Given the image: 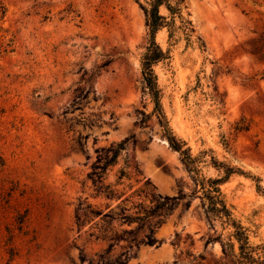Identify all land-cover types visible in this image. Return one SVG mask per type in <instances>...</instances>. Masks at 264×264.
<instances>
[{
  "label": "rangeland",
  "instance_id": "obj_1",
  "mask_svg": "<svg viewBox=\"0 0 264 264\" xmlns=\"http://www.w3.org/2000/svg\"><path fill=\"white\" fill-rule=\"evenodd\" d=\"M3 2L0 264H85L79 246L100 244L79 236L74 203L96 194L88 173L101 148L129 139L106 172L116 184L125 171L117 187L126 194L146 180L162 195L195 186L152 114L142 76L146 17L137 0ZM186 2L193 39L156 34L171 51L154 65L162 107L204 175L224 174L214 159L242 170L221 189L264 251V59L247 51L264 30V0ZM210 234L200 199L181 202L156 232L161 244H141L126 264H233L219 241L206 244Z\"/></svg>",
  "mask_w": 264,
  "mask_h": 264
},
{
  "label": "trees",
  "instance_id": "obj_2",
  "mask_svg": "<svg viewBox=\"0 0 264 264\" xmlns=\"http://www.w3.org/2000/svg\"><path fill=\"white\" fill-rule=\"evenodd\" d=\"M137 1L145 14L148 26V44L142 58V76L154 103L152 114L156 115L170 146L182 155L192 173L195 186L191 192L181 189L177 195H162L155 194L152 190L153 184L146 180L142 187L132 194H126L124 188L117 187L118 184L124 183L125 171H120L116 184L106 181V172L126 151L129 139L101 148L88 173L96 194L80 195L74 203V220L79 236L84 234L85 244L95 243L100 244V247L88 252L86 246H79V262L128 263L141 244L159 246L162 240L156 236L158 228L181 202L184 208H190L192 200L198 197L204 207L207 221L214 229V234H210L206 244L219 241L226 257H231L233 264H264V251L252 245L248 229L236 217L226 194L221 189V185L232 174L243 173L242 170L214 159L212 165L222 169L224 174L217 177L204 175L197 160L191 156L189 148L185 147L184 140L173 132L162 107L154 65L159 61L170 59L171 51L169 48L163 49L156 40V34L159 30L167 28L171 40H176L177 32L188 41L193 39L195 30L189 18L187 2L186 0ZM5 14V4L0 0V20ZM247 51L264 59V30L252 38ZM218 224L221 231H218ZM225 234L227 241L224 240ZM180 240V234L176 233L174 243ZM193 243L194 240L191 241V245ZM187 256L194 259L197 257L192 251L188 252ZM199 257L201 260L205 258L202 255ZM72 264L77 263L72 260Z\"/></svg>",
  "mask_w": 264,
  "mask_h": 264
}]
</instances>
